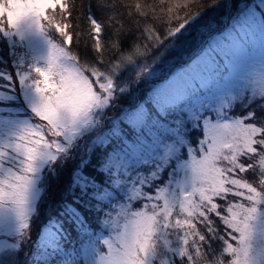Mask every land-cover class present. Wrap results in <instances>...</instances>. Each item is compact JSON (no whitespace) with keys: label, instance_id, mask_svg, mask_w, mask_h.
Here are the masks:
<instances>
[{"label":"snow or ice","instance_id":"1","mask_svg":"<svg viewBox=\"0 0 264 264\" xmlns=\"http://www.w3.org/2000/svg\"><path fill=\"white\" fill-rule=\"evenodd\" d=\"M0 264H264V0H0Z\"/></svg>","mask_w":264,"mask_h":264}]
</instances>
